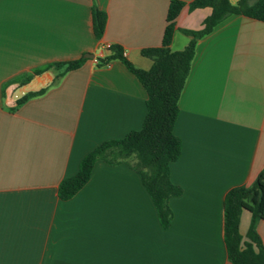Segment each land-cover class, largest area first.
<instances>
[{"label":"crops","instance_id":"0c3cea01","mask_svg":"<svg viewBox=\"0 0 264 264\" xmlns=\"http://www.w3.org/2000/svg\"><path fill=\"white\" fill-rule=\"evenodd\" d=\"M172 0H0V264H230L223 237L227 193L264 170V22L232 15L196 46L174 128L182 142L171 181L183 189L162 228L140 176L98 161L89 183L62 201L59 184L100 144L142 128L147 93L136 68L161 47ZM186 3L171 51L184 50L212 14ZM240 0H230L236 5ZM107 16L97 39L93 11ZM92 54L56 81L48 64ZM43 89L12 111L18 99ZM251 214L241 215L245 237ZM264 244V219L257 226Z\"/></svg>","mask_w":264,"mask_h":264},{"label":"trees","instance_id":"16d2710c","mask_svg":"<svg viewBox=\"0 0 264 264\" xmlns=\"http://www.w3.org/2000/svg\"><path fill=\"white\" fill-rule=\"evenodd\" d=\"M185 6L186 3L179 0L170 2L161 47L142 51L144 57L153 61L150 70L136 68L125 58L122 48L116 45L109 48L110 54L105 59L99 60V66L119 60L136 76L147 93L146 117L140 130L132 131L122 139L104 142L87 154L77 174L59 184L58 195L62 201L72 199L89 183L98 161L111 166L127 164L140 176L156 207L162 228L167 230L171 227L173 211L169 201L183 194V189L171 181V164L180 158L182 152V142L175 135L174 128L180 112L179 100L191 71L197 43L232 15L264 22V0H240L236 5H232L230 0H194L190 4L191 10L211 8L212 14L205 20L202 30L184 31L191 37L190 43L184 50L173 52L170 46L175 21ZM106 24V14L94 9L93 26L97 39L103 37ZM86 61V58H80L48 64L23 77L18 83L26 85L33 77L51 70L59 72L57 81L66 73L79 69ZM45 92L46 89H43L25 94L16 101L12 111ZM244 211L251 214L245 237L240 233ZM263 219L264 170L252 185L235 187L225 197L223 237L230 264H264V244L257 231Z\"/></svg>","mask_w":264,"mask_h":264},{"label":"water","instance_id":"95a60500","mask_svg":"<svg viewBox=\"0 0 264 264\" xmlns=\"http://www.w3.org/2000/svg\"><path fill=\"white\" fill-rule=\"evenodd\" d=\"M85 58H86V59H94V55H92V54H87V55H85Z\"/></svg>","mask_w":264,"mask_h":264}]
</instances>
